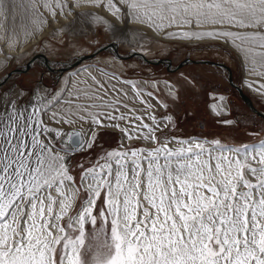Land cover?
I'll return each mask as SVG.
<instances>
[{
  "label": "snow or ice",
  "instance_id": "obj_1",
  "mask_svg": "<svg viewBox=\"0 0 264 264\" xmlns=\"http://www.w3.org/2000/svg\"><path fill=\"white\" fill-rule=\"evenodd\" d=\"M100 7L162 32L186 29L168 36L223 39L251 73L264 76V0H0V38L8 48L20 42L8 27L18 11L31 13L24 35L34 36L44 23L41 9L56 17ZM91 80L95 88L67 100L45 93L26 104L21 91H0V264H264V140L228 146L161 137L172 117L152 114L144 99L151 92L123 81L134 95L113 85L108 98L107 82ZM256 90L264 94V84ZM62 100L63 114L56 110ZM73 117L92 125L87 139L82 131L49 126L72 125ZM120 122L126 139L153 146L108 151L92 166L81 165L77 184L71 154L93 148L95 128ZM81 191L86 198L76 206Z\"/></svg>",
  "mask_w": 264,
  "mask_h": 264
},
{
  "label": "rangeland",
  "instance_id": "obj_2",
  "mask_svg": "<svg viewBox=\"0 0 264 264\" xmlns=\"http://www.w3.org/2000/svg\"><path fill=\"white\" fill-rule=\"evenodd\" d=\"M41 11L44 12L45 17H43L46 23L42 25L43 29L40 32L43 34L34 46L16 52L22 43L20 38H23L19 35L20 44H16L13 51H9L5 47L4 40H0V48L4 49V53L0 54V58L4 61L0 66V77L7 71L25 64L30 57L39 52L45 53L48 59L54 61L56 70L49 69L43 63L44 61L38 59L28 71L14 75L0 85V91L19 90L24 94L23 101L26 104L30 99L39 100L45 93L63 96L66 89L63 87V80L69 79L71 74L90 65L95 66V70L98 68V72L107 73L110 77L114 75L117 80L130 81L145 94L149 92L153 94L152 98L145 95L144 99L155 98L167 104L166 109L152 110L157 118H163L166 115L172 117V122L157 133L161 137L177 139L199 137L209 141L219 140L221 144L228 146L256 144L264 140V116L254 112L241 97L238 89L228 79L229 71L209 61L214 60L228 65L233 81L242 86L254 106L264 113V94L253 91L244 84L248 77L262 85L264 76L246 73L242 56L233 44L226 43L223 39L187 38L186 40L179 36H168L166 32L186 29L173 27L162 32L133 19L117 20L105 7L81 8L77 13L74 9L72 11L74 16L67 22L70 30L62 27L63 29L56 32L59 26L52 24L51 15L45 9ZM81 11H91L94 15L103 17L107 23L100 24L91 17L78 15ZM59 16L62 17L58 13L55 18H60ZM46 30L49 31L45 33ZM25 38L26 42H32L31 36H25ZM112 41L118 43V51L121 54H132V48L139 44L148 45L153 49L145 58L135 53L121 58L111 50L100 49L104 44ZM6 55L11 59L5 61ZM78 57H82L81 62L65 68L67 61H75ZM149 58L171 59L172 67L187 58L198 60V62L189 60L180 68L169 69L165 62L147 61L146 59ZM62 67L65 69L61 70ZM91 76L101 81L97 73H92ZM164 82H167L173 91L163 86ZM131 84L128 85L131 86ZM90 85L96 87L94 83ZM34 92L39 95L33 97ZM111 95L110 93L109 97ZM221 97L225 98L227 104L231 100L230 108L228 105L226 110L227 112L230 109V114L225 117H215L211 112V105ZM226 120L232 123H224L223 121ZM70 126L73 125H51L52 128H59L65 132ZM121 146L135 149L153 145L136 139L124 141L123 133L118 128H102L96 136L92 149L78 150L75 154H71V159L67 162L77 184L81 175V165L88 168L95 164L104 153ZM83 198H86V193L81 191L76 206ZM76 206L70 210L69 215L74 214ZM99 207L103 205L98 202ZM90 228L89 225V230Z\"/></svg>",
  "mask_w": 264,
  "mask_h": 264
},
{
  "label": "bare ground",
  "instance_id": "obj_3",
  "mask_svg": "<svg viewBox=\"0 0 264 264\" xmlns=\"http://www.w3.org/2000/svg\"><path fill=\"white\" fill-rule=\"evenodd\" d=\"M25 2H27V0H25ZM75 10H76V13H77V11L79 10H81V8H75ZM87 12H90L91 13V11H87ZM81 13H84V11H81V12H78V15H80ZM76 15V14H75ZM72 16H74L73 14H72V12H71V14H67V15H62V17L61 16H59L60 18H55V17H52L51 16V20H52V24H56V25H58L59 27H58V31H56V32H59L60 30H61V28L62 27H67L68 28V25L69 24H67V22H69L70 20H71V17ZM45 17V16H44ZM44 17H43V20H44V23L43 24H41L39 27H40V30L38 31V32H36V34L34 35V36H31L32 37V39H31V43H28V42H26V38H25V35H24V31H25V29H31V27L33 26V18H32V15H31V13L30 12H24V11H18L17 12V16H16V18H17V21H15V24L13 25V23H12V20H11V18L9 19V21H8V27H9V34H11V29H12V27H15L16 28V30L19 32V35L20 36H22L23 38H20L21 39V45H20V47H19V50H16V52H20L21 50H25V49H28V48H30L31 46H34L37 42H38V39L39 38H41V36H42V34L43 33H41L42 31V25H44L46 22H45V19H44ZM47 20V19H46ZM49 21V20H48ZM72 23V22H71ZM71 25V24H70ZM63 29V28H62ZM69 30H70V28H68ZM72 29V28H71ZM75 29V28H74ZM41 31V32H40ZM49 30H46L45 31V33H47ZM4 36V30L3 29H0V37H3ZM28 37H30V36H28ZM180 37V36H179ZM183 38V37H182ZM185 39V38H184ZM210 39V38H209ZM0 40H4L3 38H0ZM186 40H187V38H186ZM114 44H116V46H117V48L119 47V45H118V43H116V42H114V41H112ZM4 43H5V40H4ZM20 44V43H19ZM16 46V45H15ZM5 47L7 48V50H9V51H13V49L14 48H8L7 46H6V44H5ZM113 49H115L114 48V46H111L110 48H108V50H111V51H113V52H115V50H113ZM133 49V52L135 53V54H137L139 57H141V58H145L146 56H147V54H150V52H151V50L153 49V48H150V47H148V45H143V44H139V45H137L136 47H134V48H132ZM40 53V52H39ZM36 54V53H35ZM34 54V55H35ZM115 55H117L116 54V52H115ZM118 57H121L120 55H117ZM242 56V55H241ZM121 58H123V57H121ZM38 59H41V61L43 62V63H45L46 64V59H44V57L43 56H41L40 58H38ZM38 59H36V60H38ZM48 59V58H47ZM78 59V58H77ZM76 59V60H77ZM87 59V58H86ZM118 59V58H117ZM35 60V61H36ZM147 61H148V59H146ZM154 60V59H153ZM242 60H243V64L245 65V68H246V73L247 74H250L251 72H250V70H249V68H250V65L245 61V59L243 58V56H242ZM34 61V62H35ZM48 61V63L46 64L47 65V67L49 68V69H53V70H56V68H54V61H51L50 59H48L47 60ZM82 60H80L79 62H81ZM212 61H214V60H210V63H213ZM4 61H3V58H0V66H1V64L3 63ZM34 62H33V64H34ZM70 62H74V61H67L66 62V66H65V68L66 67H70V65H69V63ZM163 62H165L166 63V65L168 66V65H170L171 67V69H176V68H174V66L172 67V61H171V59H170V61L168 60V59H165L164 58V60H163ZM183 62H185V61H183ZM183 62H181V63H179L180 65H179V67L178 68H180L181 66H182V64H183ZM198 62V61H197ZM32 64V65H33ZM213 64H215V63H213ZM178 65V64H177ZM176 65V66H177ZM216 65V64H215ZM63 69H65L64 67H62ZM61 69V68H60ZM98 69V68H97ZM97 69L95 70V66H90V65H88L87 67H85V68H82L79 72H77V73H75V74H71L70 75V78L69 79H64L63 80V87H65L66 89H65V93L63 94V100H67V99H73L74 97H75V95L77 94V92H78V90H81V94H82V91L83 90H87V89H89V88H94L92 85H90V83H93V81L91 80V74L92 73H97V75H98V77L100 78V80H101V82H107L106 83V87L109 89V91H111V87L113 86V85H115V87L117 88V89H120V90H122V91H124V92H128L129 93V97H132L133 95H134V91L132 90V87L130 86V85H128V84H125V83H123V81H121V80H117L116 78H114V79H110L111 77L110 76H108V74L107 75H105V74H103V73H101V71L100 72H98L97 71ZM244 84H245V86L247 87V88H249V89H251V90H253V91H256V92H258L256 89H258L259 87H260V83H258V82H256V81H254V80H252L251 78H246L245 79V82H244ZM249 84H251L252 85V87H249ZM95 85V84H94ZM96 86V85H95ZM163 86H165L169 91L170 90H172L173 91V88L167 83V82H164L163 83ZM241 86V85H240ZM242 87V86H241ZM69 92H71L73 95L72 96H69ZM111 93V92H110ZM108 98H111V96L110 97H108ZM127 99V98H126ZM63 100H62V102H61V104L58 106V108L56 109L58 112H60L61 114H63V110L66 108V105L63 103ZM77 102H83L82 100L81 101H77ZM130 102V105L131 106H133V107H136V108H140V109H143L144 107H145V105H143V104H139V103H133V102H131V101H129ZM150 102H151V104L154 106V108L152 109V110H154V109H156V108H161L160 107V104L157 102V100L155 99V98H153V99H151L150 100ZM217 105L218 106V108L221 110L220 112H225L226 113V110H227V103H226V101H225V98L223 97V100H221L220 98L218 99V100H216L215 102H213V104L212 105ZM212 105H211V111L213 112V113H215V114H217V112L216 111H214L213 110V108H212ZM152 110H151V112H152ZM228 112V111H227ZM152 114H153V112H152ZM46 119H47V117H45ZM73 118H75L76 119V123H74V124H72L73 126H70L67 130H66V132L67 131H82V133L85 135V139H87L88 138V134H90V132L93 130V128H92V125L90 124V123H88V122H81V121H79V119L78 118H76V117H73ZM158 119H162V118H158ZM145 122L146 123H150V121L149 120H147V117H145ZM52 124H57L54 120L53 121H51L50 123H49V126L51 127V125ZM75 124H78V125H81V126H83V127H79V126H76ZM59 125V124H58ZM61 125V124H60ZM126 126V124H125V122H120V126L119 127H112V126H108V127H110V128H118L120 131H121V129L122 128H124ZM165 126H161V128L163 129ZM102 128H104V127H97V128H95V131H96V133H97V135H98V132L102 129ZM123 133V132H122ZM96 135V136H97ZM123 139H124V141H127L128 139H126L125 138V134L123 133ZM190 139H196V140H203L202 138H199V137H192V138H190ZM142 142H144V143H147V142H145V141H143V140H141Z\"/></svg>",
  "mask_w": 264,
  "mask_h": 264
},
{
  "label": "water",
  "instance_id": "obj_4",
  "mask_svg": "<svg viewBox=\"0 0 264 264\" xmlns=\"http://www.w3.org/2000/svg\"><path fill=\"white\" fill-rule=\"evenodd\" d=\"M111 46H114V50H115V52H116V54L117 55H120L121 57H123V58H126V57H128L129 55H132V54H134V52H132V54H121L119 51H118V48H117V46H116V44H114L113 42H109V43H107V44H104L100 49H108V48H110ZM41 56H43L44 57V59H46V64L48 63V57H47V55L45 54V53H43V52H40V53H36L35 55H33L32 57H30L29 59H28V61L25 63V64H23V65H21L20 67H16V68H14V69H11V70H9V71H7L3 76H1L0 77V85H2L3 83H5L9 78H11V77H13L14 75H16V74H19V73H23V72H26V71H28L29 69H30V67L32 66V64H33V62L36 60V59H38V58H40ZM168 59V58H167ZM80 60H82V57L80 58V57H78V59L77 60H75L74 62H70L69 63V65L70 66H73L74 64H76V63H78ZM163 60L164 59H162V58H157L156 60H153V59H148V61H152V62H156V63H159V62H163ZM169 61H170V59H168ZM189 60H191V61H198V60H195V59H186L185 60V62H188ZM206 61H208V60H206ZM210 61V60H209ZM213 63H215V64H217V65H221V66H223L224 68H226L228 71H229V81L238 89V91H239V93H240V95H241V97L248 103V105H250V107H251V109L254 111V112H256V113H258L259 115H262V116H264V113L262 112V111H260L259 109H257L255 106H254V104L252 103V100L250 99V97L243 91V88L240 86V85H238L236 82H234L233 81V79H232V74H231V70H230V68H229V66L228 65H226V64H224V63H221V62H218V61H212ZM184 63V62H183ZM179 65L180 64H178L177 66H175L174 68H178L179 67ZM167 67H169V69H171L170 67V65H168ZM61 70H63V68H61Z\"/></svg>",
  "mask_w": 264,
  "mask_h": 264
},
{
  "label": "flooded vegetation",
  "instance_id": "obj_5",
  "mask_svg": "<svg viewBox=\"0 0 264 264\" xmlns=\"http://www.w3.org/2000/svg\"><path fill=\"white\" fill-rule=\"evenodd\" d=\"M230 102H231V100H230ZM230 102H229V104H227V105H229V108H230ZM211 112H212V111H211ZM212 114H213L215 117H219V116L225 117L226 115H229V114H230V109H229L228 112H226V113L220 112L219 115H218V114H215V113H213V112H212Z\"/></svg>",
  "mask_w": 264,
  "mask_h": 264
}]
</instances>
